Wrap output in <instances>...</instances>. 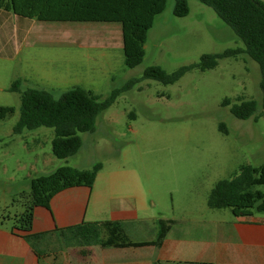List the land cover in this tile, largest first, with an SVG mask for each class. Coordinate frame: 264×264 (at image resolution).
Returning <instances> with one entry per match:
<instances>
[{"label":"rangeland","instance_id":"1","mask_svg":"<svg viewBox=\"0 0 264 264\" xmlns=\"http://www.w3.org/2000/svg\"><path fill=\"white\" fill-rule=\"evenodd\" d=\"M186 1L188 14L177 17L176 0H167L165 10L155 17L147 33L143 61L134 68L124 63L119 22L39 23L11 13V30L24 22L27 28L29 24L60 26L64 34L38 35L33 27L20 50L8 48L11 54L0 55V105L15 108L12 115L0 120V159L5 163L17 156L24 172L57 164L75 167L94 160L105 170L135 169L143 179L144 161L165 155L170 167L162 168V173L170 169L176 185L147 195V213L153 221L178 216L192 206L209 208L207 199L214 185L233 177L242 165H252L264 177L261 71L247 54L220 59L216 67L206 71L195 67L173 84L140 81L98 116L94 132L80 133L83 146L68 159L53 154V128L24 129L18 134L14 131L20 117L21 93L28 88L44 89L59 98L79 86L106 99L128 80L142 77L149 67L158 66L172 73L199 64L205 54L244 48L234 30L211 7L199 0ZM65 29L73 30V36L66 35ZM15 80L21 81L20 92L10 90ZM238 98L257 101L256 121L253 117L238 119L231 113V106L222 105L225 99L234 103ZM4 163L0 164V173ZM7 194L0 184V199ZM8 201L7 205L0 204V215L13 219L24 206L22 201ZM207 213L205 216L212 214V218L232 217L230 209H209ZM153 221L128 224L126 232L135 241L153 239ZM73 242L68 236L56 234L45 250L46 256H51L49 263L78 264L73 256L89 249ZM44 249L41 247L42 253Z\"/></svg>","mask_w":264,"mask_h":264},{"label":"trees","instance_id":"2","mask_svg":"<svg viewBox=\"0 0 264 264\" xmlns=\"http://www.w3.org/2000/svg\"><path fill=\"white\" fill-rule=\"evenodd\" d=\"M211 7L228 24L244 43V48L229 49L223 53L205 54L199 64L183 66L167 73L158 66L149 67L140 78L128 80L122 87L114 89L106 99L92 91L75 86L56 98L51 92L28 88L21 93L20 117L15 133L39 127L54 129L52 151L58 159H68L83 146L80 133L94 132L96 120L123 92L144 79L163 84L177 82L187 71L197 67L201 71L212 69L218 60L247 54L258 63L261 71L260 88L263 92L264 112V2L261 0H199ZM167 0H0V9L11 11L23 18L40 22H119L121 24L124 63L128 68L141 64L148 31L155 17L166 8ZM189 9L186 0H176L174 15L184 17ZM20 80L10 88L20 92ZM223 106H231V113L238 119L256 121L258 103L255 100L238 98L231 103L225 99ZM15 108L0 105V120L12 115ZM222 127V126H221ZM102 163L90 169H78L68 165L56 168L49 174L32 178L28 192H20L13 200L22 201L24 210L14 217L15 229L26 232L25 240L31 245L39 260L46 257L50 237L56 234L68 236L77 247L99 245L101 247H160L175 223L172 219H159L158 232L152 241H133L126 232L125 224L117 221H85L53 232L31 234L36 208H50L52 198L74 187L91 188ZM252 165H242L239 172L229 179L218 181L208 195V206L213 209L252 208L264 214V177ZM7 217V216H6ZM54 235V236H53ZM41 247L45 248L42 253ZM161 264V263H156Z\"/></svg>","mask_w":264,"mask_h":264},{"label":"crops","instance_id":"3","mask_svg":"<svg viewBox=\"0 0 264 264\" xmlns=\"http://www.w3.org/2000/svg\"><path fill=\"white\" fill-rule=\"evenodd\" d=\"M11 13L13 12L0 9V55L11 54V51L6 50L8 48L12 51L20 50L26 35L33 33V27L38 35L52 32L61 36L64 34L60 26L45 28L40 24H29L27 28L24 22L11 30L10 21L14 14ZM65 30L66 35L73 36V30ZM17 39L22 41L18 43ZM118 46H121L120 42ZM19 162L17 156L5 163L0 159V164L4 163L0 184L4 187V193L8 192L0 199V204L7 205L8 200H14L20 192H28L32 178L49 174L63 166L57 164L49 169L24 172ZM96 163L91 160L85 164H77L75 168L90 169ZM164 167H170L165 155L156 160L146 159V174L141 179L135 169L105 170L103 166L91 188L82 186L65 190L52 198L49 209L36 208L30 233L53 232L85 221H117L125 226L153 221L152 215L147 213V195L176 185L170 169L167 173H162ZM151 203L156 206L155 202ZM209 209L213 208L192 206L182 210L178 216L162 217L153 221V225H156L155 237L136 242L154 240L159 219L175 220L160 247L88 246V251H82L80 256H73V260L78 264H264V214L257 213L252 208L228 207L224 209H230L232 217L219 219L216 216L212 218V214L205 216ZM11 220V225L5 223ZM25 234L27 233L15 229L14 218L0 215V264H50L51 256L39 260L25 240ZM50 238L48 243L52 242V237Z\"/></svg>","mask_w":264,"mask_h":264}]
</instances>
